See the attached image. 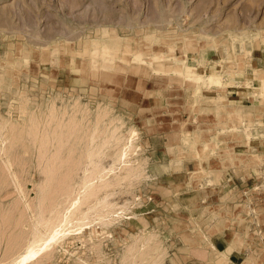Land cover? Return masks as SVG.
<instances>
[{"label":"rangeland","instance_id":"obj_1","mask_svg":"<svg viewBox=\"0 0 264 264\" xmlns=\"http://www.w3.org/2000/svg\"><path fill=\"white\" fill-rule=\"evenodd\" d=\"M262 72L264 0H0V264L72 211L85 225L20 264H264Z\"/></svg>","mask_w":264,"mask_h":264},{"label":"bare ground","instance_id":"obj_2","mask_svg":"<svg viewBox=\"0 0 264 264\" xmlns=\"http://www.w3.org/2000/svg\"><path fill=\"white\" fill-rule=\"evenodd\" d=\"M102 33V32H101ZM107 35V30L103 31V37H106ZM107 38V37H106ZM110 43H112L111 38L107 41H99V40H94L93 44L95 46H93V50L92 53L96 54L98 52V48H99V44H101L100 47H102V54L103 55V66H107V65H112L113 63V59L114 58L112 56V52H111V45ZM172 44V43H171ZM170 44V45H171ZM186 44V43H185ZM113 45V43H112ZM230 45V44H229ZM141 46V45H140ZM167 46V45H166ZM114 47V45H113ZM128 46H126L125 51H127ZM230 48V47H229ZM124 49V48H123ZM113 50V49H112ZM101 52V51H100ZM100 52H98L100 54ZM142 52V51H141ZM111 54V56H109ZM160 54V53H158ZM155 55L152 56L154 57V59L149 56V58L146 60L144 59L140 52L139 53H135V57L134 60L137 61H146L149 63L152 62L153 60L157 61L155 64H153L154 66V71H156L157 73H163L167 76H179L182 77L187 81V83L190 81L191 84H198L200 86L199 91H201V86L205 85L204 89H202L203 92H205L206 94L210 95V92H214V86H222L223 82H222V76H220L217 73H202V72H196V70H194L193 68H190L186 63V59L185 57H182L181 55L175 59H171V60H167L165 62V57L163 58V56L160 55ZM128 55V54H127ZM134 56V55H133ZM232 56V55H231ZM124 58V57H123ZM163 58V59H162ZM241 58V57H240ZM239 58V59H240ZM153 61V62H155ZM237 61V60H236ZM136 62V61H135ZM141 62V63H142ZM54 63V62H53ZM139 63V62H138ZM144 63V62H143ZM146 64V63H145ZM148 64V63H147ZM151 64V63H150ZM233 64V63H232ZM86 66V65H85ZM122 66L121 64L119 65V69H121ZM139 67V66H138ZM115 68V67H114ZM85 69V68H84ZM90 69V68H89ZM153 69V68H152ZM115 70V69H114ZM117 70V69H116ZM122 70V69H121ZM142 70V69H141ZM144 70V69H143ZM83 71V70H82ZM123 71V70H122ZM259 71V70H258ZM143 72V71H142ZM146 71H144L145 73ZM143 73V74H144ZM146 75V73H145ZM257 77V76H256ZM258 78L260 80V85L257 87L258 92L259 93H264V74L263 72L261 74L258 75ZM254 82V81H253ZM251 84V83H250ZM190 85V84H189ZM196 86V85H195ZM248 89V88H247ZM252 90V89H251ZM209 92V93H208ZM220 93V92H219ZM207 95V96H208ZM212 95V94H211ZM219 97L221 98V100L224 99V96L219 95L218 97H216L217 99H219ZM249 107L248 105H229V104H225V103H218L215 104V108L217 110V116L220 117H230L234 120H238L240 117H242L243 115V110L245 108ZM231 120V119H230ZM240 120V119H239ZM229 121V120H228ZM118 129V128H117ZM247 135L248 132L246 133ZM4 140V139H3ZM247 141V140H246ZM2 142V141H1ZM4 143V142H2ZM207 147V146H206ZM204 149V147L202 148ZM206 149V148H205ZM2 150V149H1ZM203 151V150H202ZM205 151V150H204ZM203 151V152H204ZM124 155H119L118 156V160L122 161V157ZM243 156V155H242ZM242 160V159H241ZM121 163V162H120ZM113 170V169H111ZM213 182V181H212ZM252 188V187H251ZM214 206V205H213ZM218 206V205H217ZM72 209H76V206L74 205ZM230 212V211H229ZM248 212V211H247ZM116 213V212H115ZM216 213V212H215ZM74 212H70V214L65 216V220L64 223L62 222L63 226L60 227V223L57 226H54L53 228H50L44 232H40V234L34 238L33 240L29 241L26 246L18 251L15 254V257L13 258L12 262H15L16 264H20L22 262L28 261L31 258L37 256L38 254H40L43 250L47 249L48 247H50L52 244L57 243V241L59 239H61L64 235H65V227L72 223L73 220L77 221V224H75L76 226H82L84 224L83 220L86 218V216H82V218H73ZM93 215V213H92ZM264 217V216H263ZM87 219V218H86ZM96 220V219H95ZM260 222V221H259ZM85 225V224H84ZM216 225H213L210 227L211 231L215 230ZM221 229V228H220ZM70 230V229H68ZM68 232V231H66ZM71 232V231H70ZM236 238V237H235ZM238 239V238H237ZM239 242V239L237 240V243ZM221 257L225 256L227 258V255L224 254L223 252H220ZM251 257V256H250ZM228 259V258H227Z\"/></svg>","mask_w":264,"mask_h":264},{"label":"crops","instance_id":"obj_3","mask_svg":"<svg viewBox=\"0 0 264 264\" xmlns=\"http://www.w3.org/2000/svg\"><path fill=\"white\" fill-rule=\"evenodd\" d=\"M232 85H224L222 84V86L218 87V86H215L214 90L216 92L217 95H221V96H224V99L223 100H227V101H236V100H239L241 98H243L245 96V89L243 90H238L236 89V91H234L235 93L234 94H240V95H233V92H230V88H233L231 87ZM220 92V93H219ZM224 92H226L227 94H224ZM235 103V102H234ZM228 104V103H226ZM228 180V183L229 184H233V180L234 179H230L229 177L227 178ZM234 237H232L231 239H228V245L226 247V249L222 252H227L229 253L235 246H237V244L239 245V243H237V239H234Z\"/></svg>","mask_w":264,"mask_h":264}]
</instances>
